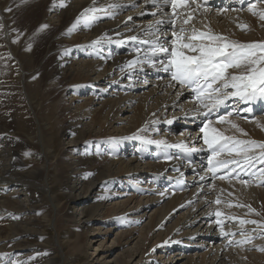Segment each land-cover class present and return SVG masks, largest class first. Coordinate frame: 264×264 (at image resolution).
I'll list each match as a JSON object with an SVG mask.
<instances>
[{
	"label": "bare ground",
	"instance_id": "bare-ground-1",
	"mask_svg": "<svg viewBox=\"0 0 264 264\" xmlns=\"http://www.w3.org/2000/svg\"><path fill=\"white\" fill-rule=\"evenodd\" d=\"M147 3L0 0V264H78L82 254L91 259L85 264H264V163L233 165L234 180L182 166L176 145L196 148L193 155L207 149L203 133L182 126H193L188 116L208 108L194 99L189 111L171 80L151 79L158 63L128 67L143 59L155 39L150 33L161 41L168 34L159 33ZM233 4L229 11L197 9L184 27L264 43V0ZM92 7L104 11L70 32ZM229 100L236 115L212 126L264 143V111L248 119L247 103ZM66 230L78 236L64 238ZM108 237L112 246L104 247ZM92 247L95 257L87 254Z\"/></svg>",
	"mask_w": 264,
	"mask_h": 264
},
{
	"label": "snow or ice",
	"instance_id": "snow-or-ice-1",
	"mask_svg": "<svg viewBox=\"0 0 264 264\" xmlns=\"http://www.w3.org/2000/svg\"><path fill=\"white\" fill-rule=\"evenodd\" d=\"M146 2L159 8V0H146ZM163 2L170 5L172 9L170 22L174 30L170 47L167 46L168 41H161L155 33H150L155 36V39L144 51L143 59L138 58L136 61L129 62V68H134L136 63H147L152 67H156L158 63L159 70L170 73L171 80L182 89H191L195 93V100L198 101L199 106L208 108L209 111L220 107L229 99L242 103H249L256 99L264 100V43L240 44L228 41L222 35L213 34L210 30L201 31L194 26L186 28L184 25L190 24L194 13L201 7L198 0H163ZM63 6L61 4V7ZM109 7L115 8L117 5ZM254 8L255 5H252L248 10L255 15ZM178 9L183 11L180 12ZM101 11L104 9L96 7L85 9L69 31L75 30L80 24L85 27L91 26L98 19L96 13ZM259 16L261 20H264V12H261ZM177 19L181 21L179 28H176ZM161 23L163 22L160 20L156 21L157 25ZM156 31L158 32L159 29ZM131 39L135 41L137 37H131ZM141 43L146 42L141 41ZM135 51L139 53L141 50L135 49ZM161 53L163 54L161 58L153 59ZM225 122H228V118L223 116L215 123ZM212 124L213 122L209 120L200 128V132L203 133V142L210 152L207 159L209 171L213 176L221 169H228L230 165L251 166L255 159L264 163V143L240 140L234 136L225 135ZM230 126L235 132L247 135L236 123L230 122ZM261 129L264 130V126H261ZM146 143L151 144L153 141L148 140ZM176 146L189 154L197 151L196 148L189 149L184 144ZM257 148L261 149L258 158L254 155ZM250 153L253 155H249ZM222 155H226L229 159H220ZM236 157H242V160ZM241 183L247 184V181H241ZM216 203L219 204L220 200L217 199ZM215 215L220 217L221 213L217 211ZM246 223H254V221H240L242 225Z\"/></svg>",
	"mask_w": 264,
	"mask_h": 264
},
{
	"label": "rangeland",
	"instance_id": "rangeland-1",
	"mask_svg": "<svg viewBox=\"0 0 264 264\" xmlns=\"http://www.w3.org/2000/svg\"><path fill=\"white\" fill-rule=\"evenodd\" d=\"M243 32H244V31H243ZM28 36H29V35H28ZM28 36H27V35L24 36V37H25V39H24V40H25V43L28 41ZM119 36H120V37L118 38L119 40L122 39V38L124 37L123 34H121V35H119ZM26 37H27V40H26ZM29 39H30V38H29ZM118 39H117V40H118ZM2 42H4V41H2ZM254 44H260V41L258 40L257 43H254ZM2 45H3V44H2ZM2 45H1V46H2ZM1 50H2V49H1ZM4 85H6V86H10V84H6V83H4L3 86H4ZM101 88H104V85H103V87L101 86ZM10 89H11V88H10ZM6 90H8V89H6ZM81 92H82V91H81ZM78 95H79V94H78ZM2 96H3V95H2ZM2 96H1V97H2ZM65 97L68 98L67 96H65ZM6 104H7V103H6ZM11 114H12V113H9L10 116H12ZM56 137L58 138L59 141L61 140L59 136H56ZM63 143H64V142H63ZM61 146L63 147V146H65V145H64V144L62 145V143H61ZM34 149L36 150V148H34ZM34 149H29V151H30V152H34V151H35ZM25 152H26V151H25ZM24 156H25V155H21V157L24 158V159H22L21 161H22L23 163H27V162L29 161V160H28V157H26V156L24 157ZM54 171H55V170H54V168H53L52 171H51L53 176L56 175V173H55ZM177 180H181V179H180V178H177ZM263 188H264V187H263ZM57 189H58V190H57L56 194H57L58 196H60V194H63V193H62V190H61L60 188L57 187ZM71 207H72V206H71ZM148 212H149V211H148ZM149 214H150V213H149ZM248 218H249V219H253V220H255V219L258 218V216H257V218H256V216H255V217L249 216ZM258 219H261V218H258ZM50 232H51V231H50ZM113 233H114V232H111L110 235L113 234ZM67 234H68V231L66 230V231L64 232V238L67 237V239H68L70 236H72V237H74V238L78 236V233H77L75 230L72 231V234H71V235H69V234L67 235ZM111 236H112V235H111ZM111 236H110V237H111ZM111 238H112V237H111ZM111 238L108 237V238L105 240V241L108 242V243H106V245L104 244V247H111V246H112V242H113V241L110 240ZM196 243H197V242H196ZM94 244H95V243H92V245H94ZM97 244H98V243H96V245H97ZM93 247H94V246H93ZM93 247L90 248V249L88 250L87 254L89 255V254H92V253H93V256L95 257V255L98 253V250H97V251H93ZM94 249H95V248H94ZM174 252H179V251H174ZM179 253H180V252H179ZM179 253H177V254H179ZM185 254H189V252H187V253L185 252ZM90 256H92V255H90ZM79 257H80V258L76 260L78 264H85L86 261H88V262L90 261V262H91V259L85 257V254H82V255H80ZM177 257L182 258L181 255H180V256L178 255Z\"/></svg>",
	"mask_w": 264,
	"mask_h": 264
}]
</instances>
